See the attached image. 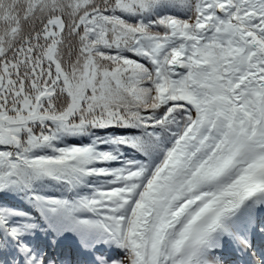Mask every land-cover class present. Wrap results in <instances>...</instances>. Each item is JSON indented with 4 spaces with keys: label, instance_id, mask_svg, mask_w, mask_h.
Returning a JSON list of instances; mask_svg holds the SVG:
<instances>
[{
    "label": "snow or ice",
    "instance_id": "1",
    "mask_svg": "<svg viewBox=\"0 0 264 264\" xmlns=\"http://www.w3.org/2000/svg\"><path fill=\"white\" fill-rule=\"evenodd\" d=\"M0 264H264V0H0Z\"/></svg>",
    "mask_w": 264,
    "mask_h": 264
},
{
    "label": "trees",
    "instance_id": "2",
    "mask_svg": "<svg viewBox=\"0 0 264 264\" xmlns=\"http://www.w3.org/2000/svg\"><path fill=\"white\" fill-rule=\"evenodd\" d=\"M65 247L67 248V246L65 245Z\"/></svg>",
    "mask_w": 264,
    "mask_h": 264
}]
</instances>
